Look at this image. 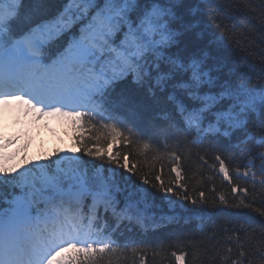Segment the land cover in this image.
<instances>
[{
  "label": "snow or ice",
  "instance_id": "obj_1",
  "mask_svg": "<svg viewBox=\"0 0 264 264\" xmlns=\"http://www.w3.org/2000/svg\"><path fill=\"white\" fill-rule=\"evenodd\" d=\"M192 2L0 0V106L16 102L26 113L66 118L82 132L92 133L79 136L78 142L86 156L102 162L88 168L78 155L58 154L52 163H35L12 175L15 169L6 165L14 157L2 149L14 141L0 143V183L21 191L20 196L7 201L8 208H0V264H120L121 259H132L135 264L137 256L139 264H145L147 253L132 248L129 257L128 246L121 247L113 240L96 211L100 206L105 213L111 210L117 228L124 220L142 219L138 201L130 200L118 211L112 197L122 176L119 170L137 172L136 164L129 166L128 151L110 150L121 143L125 148L138 144L132 129L107 101L110 89L128 77L137 85H149L150 91L153 80L161 91L171 87L167 99L173 113L197 137L202 132L243 133L255 151H249L242 174L255 180L257 171L252 168L258 160L264 184V66L255 83L243 78L237 83H221L208 67L207 54L185 58L171 54L179 38L196 27L186 19L197 14ZM21 19L28 25L23 32L17 30ZM54 44L59 45L56 52H52ZM150 149L149 143H143L137 151ZM172 156L177 165L171 170L181 179L180 156L175 152ZM216 159L220 172L231 182L224 161L219 156ZM162 172L154 177L157 183L147 175L139 177L141 198L146 202L151 196L150 189L143 187L150 184L169 204L175 202L171 196L189 200L188 195L174 191L171 182L165 185ZM236 191L247 193L248 189L236 185ZM204 195L199 193L200 202ZM87 197L92 205L85 214ZM220 201L226 203L223 194ZM256 211L264 216L260 209ZM253 238L254 234L237 235L236 254L233 256V248L228 247L226 264H257V257L259 264H264V233L250 248ZM186 255L172 253L178 264H184Z\"/></svg>",
  "mask_w": 264,
  "mask_h": 264
},
{
  "label": "trees",
  "instance_id": "obj_2",
  "mask_svg": "<svg viewBox=\"0 0 264 264\" xmlns=\"http://www.w3.org/2000/svg\"><path fill=\"white\" fill-rule=\"evenodd\" d=\"M192 7L197 9V14L186 19L196 27L182 35L170 53L182 58L207 54L208 67L221 83H237L241 78L255 83L264 66V24H261L264 0H193ZM27 28L23 19L17 22L19 32ZM222 32L226 34L222 35ZM58 49L59 45L52 46V52ZM152 83L150 91L149 85H137L128 77L117 82L107 97L108 103L118 110L116 114L127 128L132 129L134 139L138 141V144L127 148L121 143L112 145L110 149L113 153L119 149L128 151L129 166H137L136 173L119 170L122 176L117 180L112 197L118 211L130 200L138 201L141 222L124 220L117 228L111 210L105 213L103 206L96 210L99 222L101 225L107 223L106 232L118 245L128 246L129 257L132 248L145 251V264H178L173 252L177 255L187 253L184 264H226V249L232 247V255L236 254L234 242L237 235L244 238L254 234L249 245L254 248L264 233V216L256 211L264 212V184L260 182L259 161H255L252 168L257 171L255 180L242 174L248 166L249 151L255 150L241 132L227 136L202 132L197 137L173 113L167 99L173 92L172 88L161 91L155 87V80ZM54 126L61 136L54 153L46 155L41 148L35 149L25 165L12 175L35 163H52L58 154H64L66 145L71 148L69 154L82 157L88 168L102 163L86 156L78 142L79 136L87 137L92 133L82 132L71 121L65 123L64 120V124L56 123ZM143 143H149L151 149L139 153L137 149ZM173 152L180 156L181 179H177L176 172L171 170L177 165ZM217 156L227 166L231 182L220 172ZM237 168L240 169L239 174ZM161 169L165 185L171 182L174 191L188 195L189 200L179 201L171 196L175 202L169 204L163 193L151 188L150 184L143 187L150 189L151 196L146 202L141 198L142 181L139 177L147 175L157 183L154 177L161 175ZM180 185L184 187L180 188ZM236 185L241 189L247 188V193L233 192ZM201 192L205 194L204 202H200ZM221 194L226 203L220 201ZM20 195V189L0 183V208H8L7 201ZM192 200L198 202L192 204ZM86 207L90 208L89 205ZM84 213L88 214L86 208ZM254 259L259 264L258 257ZM120 264L133 262L132 259H121ZM135 264H139V256L135 258Z\"/></svg>",
  "mask_w": 264,
  "mask_h": 264
},
{
  "label": "rangeland",
  "instance_id": "obj_3",
  "mask_svg": "<svg viewBox=\"0 0 264 264\" xmlns=\"http://www.w3.org/2000/svg\"><path fill=\"white\" fill-rule=\"evenodd\" d=\"M55 137L52 134H47L46 138H45V142L47 144V147L50 149L51 147H53L54 143H55Z\"/></svg>",
  "mask_w": 264,
  "mask_h": 264
}]
</instances>
